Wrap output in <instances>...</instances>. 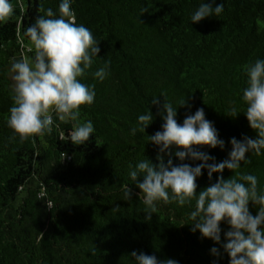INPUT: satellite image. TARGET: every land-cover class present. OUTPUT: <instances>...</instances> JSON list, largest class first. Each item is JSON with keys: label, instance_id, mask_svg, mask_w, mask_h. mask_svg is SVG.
<instances>
[{"label": "trees", "instance_id": "trees-1", "mask_svg": "<svg viewBox=\"0 0 264 264\" xmlns=\"http://www.w3.org/2000/svg\"><path fill=\"white\" fill-rule=\"evenodd\" d=\"M59 2L12 0L14 14L0 23V264H132L133 251L179 264H228L226 254L211 255L217 245L186 225L189 207L161 204L151 221L144 220L128 171L144 157L156 163L158 149L147 137L161 127L156 108L145 133L133 136L130 129L158 96L176 106L186 101L178 123L204 109L225 141L223 150L205 149L217 162L227 158L231 138L254 137L243 114L233 118L229 109L242 106L243 65L264 59V0H216L224 12L192 25L189 16L200 0H74L77 23L101 41L100 60L82 81L95 87L93 105L81 108V120L90 119L95 131L75 146L60 135L73 122L57 121L59 129L50 134L10 143L11 62L34 56L24 31L42 8L55 11ZM105 62L110 75L99 82L93 73ZM249 159L242 170L257 175L264 188V155ZM126 184L131 201L123 200ZM196 184L197 192L209 186L206 171ZM249 210L256 214L251 203Z\"/></svg>", "mask_w": 264, "mask_h": 264}, {"label": "clouds", "instance_id": "clouds-1", "mask_svg": "<svg viewBox=\"0 0 264 264\" xmlns=\"http://www.w3.org/2000/svg\"><path fill=\"white\" fill-rule=\"evenodd\" d=\"M73 2L60 0L55 11L42 8L43 15L24 31L33 45L34 56L14 60L9 68L13 82L12 106L6 121L12 133L10 143L50 134L54 128L59 129L57 121L73 122L72 130L60 135L75 146L85 145L95 131L90 119L81 120L82 106H91L95 101V87L82 81L94 62L100 60L101 41L89 28L77 23ZM224 9V3L200 0L189 16L190 25L218 17ZM13 14L12 0H0V23L7 22ZM109 67L105 62L93 73L94 78L103 82L110 75ZM242 71L246 77L240 96L242 106H231L229 115L236 118L243 114L254 137L231 138L227 158L217 162L205 149L223 150L225 141L206 118L204 109L198 108L178 123V108L185 107L186 101L176 106L164 98L161 103L158 96H153L149 109L138 115L130 135L145 133L155 119L151 111L155 107L161 127L147 137L158 149L156 163L144 157L135 166L129 165L128 177L130 184L139 189L138 197L146 209L145 221L152 220L161 204L187 206L191 210L190 223L186 225H191L192 232H199L201 239L218 246L210 249L213 257L226 254L228 264H264V188L257 175L242 170V165L251 162L249 154L264 155V59L243 65ZM173 157L180 163L174 165ZM185 160L198 163L193 166ZM225 170L232 173L227 179L222 176ZM202 171L207 173L209 186L197 192L196 180ZM130 184L121 189L124 201L132 199ZM250 203L257 209L255 215L249 210ZM53 206L48 201L47 207ZM130 257L132 264H179L175 259H160L156 254L143 252L133 251Z\"/></svg>", "mask_w": 264, "mask_h": 264}]
</instances>
